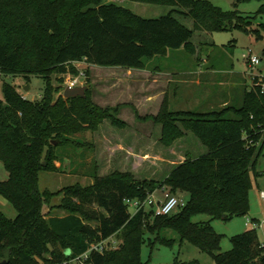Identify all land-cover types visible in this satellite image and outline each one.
Here are the masks:
<instances>
[{"label":"trees","instance_id":"1","mask_svg":"<svg viewBox=\"0 0 264 264\" xmlns=\"http://www.w3.org/2000/svg\"><path fill=\"white\" fill-rule=\"evenodd\" d=\"M129 1L181 10L144 19L103 0H0V74L45 80L44 93L35 101L25 99L15 86L3 85L0 161L9 177L0 181V195L18 215L9 219L0 212V264H65L110 238L116 248L109 244L103 253L92 252L88 264H147L142 259L146 235L172 245L162 236L165 230L209 254L216 264H264L258 229L232 237V249L222 253L224 236L211 224L248 216L253 180L263 175L259 164L264 159V80L258 78L244 93L241 106L207 113L172 111L165 97L158 115L151 118L162 127L161 143L171 147L192 133L208 152L197 158L188 153L163 179L96 172L89 187L74 185L58 193L41 190V173L62 169L65 158L60 151L83 145L76 135L99 131L105 120L126 127L118 118L119 107L98 106L90 89L85 97H55L68 74H80L76 64L84 65L87 78L90 66L145 70L154 58L171 51L194 54L196 32L247 29L256 15L264 13V5L250 17L202 0ZM176 14L192 19L194 28ZM161 188L174 195L187 193L186 205L167 216L157 215L154 208L131 210L127 201L144 202ZM59 194L64 197L57 208L66 214L44 215ZM199 215L211 220L195 222Z\"/></svg>","mask_w":264,"mask_h":264},{"label":"rangeland","instance_id":"2","mask_svg":"<svg viewBox=\"0 0 264 264\" xmlns=\"http://www.w3.org/2000/svg\"><path fill=\"white\" fill-rule=\"evenodd\" d=\"M208 1L224 11L237 10L242 16H255L264 5V0H202ZM104 4L113 3L130 10L144 19H158L168 15L173 10L180 8L152 5L132 2L129 0H103ZM176 17L190 29L194 28L192 19L176 14ZM247 29L234 28L232 30L218 31L214 33L196 32L192 43L195 53L190 54L186 50L181 53L167 54L156 57L149 62L148 67L141 71H130L124 68H104L90 66V75L82 81L83 85L90 89L92 100L102 108L119 107L118 118L126 124L120 128L112 125L110 120H105L99 131H85L74 137L83 145L62 149L65 162L59 172H44L40 176L41 190L58 193L66 187L81 185L89 187L93 185L94 173L101 176L113 172L131 173L137 180H161L170 171L173 165L186 160V155L191 153L193 158L207 153V148L192 134L188 133L184 139L177 141L173 146L166 147L161 143L162 127L155 124L153 119L157 116L165 97H168L169 107L172 111H192L207 113L221 108L217 103L230 97L235 105L239 102V89L244 84L233 82V88L222 87V91L216 92L217 100L208 103H199L205 99L203 93L213 86H207L208 79L203 77L207 67H217L224 72L233 69L244 74L247 86L252 87V72L244 55L249 51L262 60L264 67V13L256 15L251 20ZM215 44V45H214ZM215 58V61L207 62V57ZM84 71V65H81ZM198 72L200 74H198ZM204 73V74H203ZM245 73L247 75H245ZM198 81H202L199 85ZM199 82V83H200ZM5 83L15 86L28 100H38L44 93L45 80L32 76L29 80L22 76L0 74V98H3V85ZM213 83V82H212ZM56 88L60 83L54 80ZM225 85V84H224ZM242 85V86H240ZM246 85V84H245ZM80 87V86H79ZM208 87V88H207ZM56 94V98L63 96L65 89ZM167 94L164 96V93ZM163 93V94H162ZM203 96V97H202ZM202 97V98H201ZM261 170L264 169V159L260 160ZM58 167L61 163L57 162ZM9 177L4 164L0 161V181H7ZM253 180V188L250 191V214L245 217H236L230 221L213 220L214 230L223 235L221 252L232 249L231 238L247 230L254 229L248 224L249 219H257L264 222V201L260 195V189L264 190V176ZM186 203L189 195L185 192L177 195ZM64 194L55 196L49 206V213L56 216H64L65 211L58 209ZM97 209L96 206H87ZM131 210L133 211L132 207ZM0 212L9 219H15L18 215L14 206L0 195ZM176 209L175 213H178ZM195 222H208L211 218L207 215H199L193 219ZM92 225L95 223L91 222ZM264 243V229H258ZM162 236L172 241V245L156 242V235L147 234L142 247V259L147 264H216L209 254L201 251L188 241H181L177 233L165 230ZM151 242H156L152 245ZM69 264H81L71 261Z\"/></svg>","mask_w":264,"mask_h":264},{"label":"built area","instance_id":"3","mask_svg":"<svg viewBox=\"0 0 264 264\" xmlns=\"http://www.w3.org/2000/svg\"><path fill=\"white\" fill-rule=\"evenodd\" d=\"M244 59L248 62L253 79L258 78L261 81L264 80V67H262V60L254 56L251 51H249L248 54L244 55ZM77 68L81 69V64H76ZM86 79V75L84 71H80V74L78 76H74L72 74H68L65 77V81L63 84V88H76L79 86H82V81ZM26 99V97H24ZM262 200L264 201V190L260 193ZM128 204H130V207L135 212H138L142 210L143 208H154L157 215L161 216H167L173 214L176 209H180L186 205V202L179 198L177 195L172 194L168 189L161 188L156 190L155 192L151 193L148 199L144 202L141 201H127ZM248 224L253 225L254 229H261L263 227V224L254 222L253 220L248 218ZM111 246V248H116L117 242L114 238H110L109 240L105 242H101L99 244H93L90 248V250L85 253L84 255L78 257L77 259L73 261H78L81 264H88L87 260L89 259V256L92 252H99L103 253L107 247V245ZM65 264H69V262H66Z\"/></svg>","mask_w":264,"mask_h":264},{"label":"crops","instance_id":"4","mask_svg":"<svg viewBox=\"0 0 264 264\" xmlns=\"http://www.w3.org/2000/svg\"><path fill=\"white\" fill-rule=\"evenodd\" d=\"M215 45V44H214ZM184 49H181V50H178V51H171V52H169V54H175V53H181V51H183ZM215 61V58H211V56H208L207 57V62L209 63V64H207V66L208 65H210V61L212 62V61ZM248 66H249V64H248ZM249 69H250V66H249ZM251 70V69H250ZM130 71H134V72H136V71H141V70H130ZM205 73V75L203 76V77H205V79H208V81L209 82H207L206 84H207V86H209V85H211V86H213V88H212V90L210 91L209 89H207L206 91H204L203 93H205V94H202V95H206V98L205 99H200L201 101H199V103H201V102H203V103H208V102H213V101H215V100H217V98H216V92L217 91H220L221 89H222V87H228V86H231V87H229V88H233L232 86H233V82L234 81H238L239 82V84H244V86L243 87H241V89H239V102H243V97H244V93L247 91V90H251V88L253 87V85H254V79L252 80V87L251 88H249L248 86H247V83H246V80L244 79L245 77L242 75V74H240V73H237V72H235L233 69H230V70H227V71H224V72H220L219 71V69L217 68V67H214V68H210L209 66L207 67V69H206V72H204ZM203 73V74H204ZM198 74H200L199 72H198ZM245 75H247L246 73H245ZM253 78V77H252ZM200 81H198V84L199 85H201L202 84V81L199 83ZM213 82V83H212ZM225 84V85H224ZM246 84V85H245ZM240 86H242V85H240ZM208 88V87H207ZM222 91V90H221ZM163 94V93H162ZM167 94V92L166 93H164V96ZM203 97V96H202ZM201 97V98H202ZM211 105H213V104H217L218 106L217 107H210L212 110H214V108H224V107H226V106H228V105H235V104H237V103H235V102H233V99L232 98H230V97H226L225 99H223L222 101H220V102H217V103H210ZM261 164V163H260ZM260 164H259V166H260ZM259 169H260V171H262L263 172V175L262 176H264V169L263 170H261V167H259ZM256 184H257V186H258V188H261L260 186V183H257V181H256ZM261 191H263V190H261L260 189V192ZM255 219V218H254ZM254 219H251V220H254ZM257 220V219H256ZM257 223H261V224H263V227L261 228V229H264V222L262 223V222H260V221H258Z\"/></svg>","mask_w":264,"mask_h":264},{"label":"water","instance_id":"5","mask_svg":"<svg viewBox=\"0 0 264 264\" xmlns=\"http://www.w3.org/2000/svg\"><path fill=\"white\" fill-rule=\"evenodd\" d=\"M86 90H87V87L85 86H80L76 88H66L63 93V97L66 99L70 97H85ZM47 214H49V210L46 206L44 210V215H47Z\"/></svg>","mask_w":264,"mask_h":264}]
</instances>
